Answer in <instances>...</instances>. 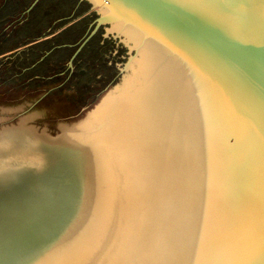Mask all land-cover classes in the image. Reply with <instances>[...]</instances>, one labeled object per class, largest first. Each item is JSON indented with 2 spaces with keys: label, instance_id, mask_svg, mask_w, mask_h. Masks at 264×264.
<instances>
[{
  "label": "water",
  "instance_id": "water-1",
  "mask_svg": "<svg viewBox=\"0 0 264 264\" xmlns=\"http://www.w3.org/2000/svg\"><path fill=\"white\" fill-rule=\"evenodd\" d=\"M78 1L98 17L69 68L113 23L163 50L99 121L0 126V264H264V0Z\"/></svg>",
  "mask_w": 264,
  "mask_h": 264
},
{
  "label": "rangeland",
  "instance_id": "rangeland-1",
  "mask_svg": "<svg viewBox=\"0 0 264 264\" xmlns=\"http://www.w3.org/2000/svg\"><path fill=\"white\" fill-rule=\"evenodd\" d=\"M31 2L23 0L18 9L6 12L8 15L0 12V18L8 16L0 19V126L28 116L34 123L50 129H77L88 120L99 121L98 104L121 82L124 72L120 74L119 70L134 52L130 53L114 33L106 36L109 26L103 25L93 36L95 44L91 52L76 56L69 68L70 57L98 17L96 13H89L87 3L78 0H43L35 6L33 17L38 22L27 30L28 35L20 43H5L6 30L25 18L22 13ZM63 32L67 34L61 40L72 44H66L69 51L60 63L62 66L55 67L50 60L41 70L45 80L30 83L39 73L23 74L22 65L16 59L17 51L28 48L34 40L46 42L48 51L59 46L60 40L53 42L52 37Z\"/></svg>",
  "mask_w": 264,
  "mask_h": 264
},
{
  "label": "trees",
  "instance_id": "trees-1",
  "mask_svg": "<svg viewBox=\"0 0 264 264\" xmlns=\"http://www.w3.org/2000/svg\"><path fill=\"white\" fill-rule=\"evenodd\" d=\"M43 2V0H41L37 7ZM35 7L33 9V11L30 13V17H29V21L23 25L21 28L19 29H15V30H11L10 32L8 33H5L4 34V37H3V41L5 43H9L10 41H15L18 43L21 42L22 39H24L28 34H27V30L29 28H32L33 25L35 26L36 23L38 22L37 21V17H33V14H34V10L37 8ZM8 15V14H6ZM3 17H6V16H2L1 18ZM0 18V19H1ZM82 23V22H80ZM71 30V29H70ZM27 34V35H26ZM67 33L66 32H63V33H60V34H57V37H52L53 39V42L56 41V39H59L60 42H59V46L60 45H66V44H72V42L70 41H63L61 40V37L66 35ZM4 43V44H5ZM31 43V42H30ZM45 43L44 41H41V42H37L35 44H32L30 45L28 48L24 49L23 51L19 52L17 54V60H19V64L22 65V68H23V74H35V73H39V75H34L33 77H35L34 79H32L30 81V83L32 82H39V81H42V80H45V75L41 74V70L44 69V67L47 65V64H50V60H52V63H53V66L57 67L58 68L60 66H62V64H60L61 62H63V58L64 56L67 54V52L69 51V49L67 47H61V48H58V49H55L54 51H52L43 61H41L40 63H38L37 65H35L33 68H31V63H35V61H37L42 55L44 52L47 51V49H45ZM94 38L92 37L85 45L84 47L82 48V50L78 53L77 57L79 58L82 54L84 53H88V52H91L92 50V46H94ZM46 50V51H45ZM43 73V72H42ZM32 77V76H31Z\"/></svg>",
  "mask_w": 264,
  "mask_h": 264
},
{
  "label": "bare ground",
  "instance_id": "bare-ground-1",
  "mask_svg": "<svg viewBox=\"0 0 264 264\" xmlns=\"http://www.w3.org/2000/svg\"><path fill=\"white\" fill-rule=\"evenodd\" d=\"M99 12H101L107 20H112L114 17V15L106 8L101 9ZM110 30L123 38L129 51L134 50L136 53L134 57L130 58L129 62L124 67V75L121 78V82L149 57L156 52L163 50L161 46H158V44L153 41L147 40L144 34L138 32L131 26L113 23Z\"/></svg>",
  "mask_w": 264,
  "mask_h": 264
},
{
  "label": "flooded vegetation",
  "instance_id": "flooded-vegetation-1",
  "mask_svg": "<svg viewBox=\"0 0 264 264\" xmlns=\"http://www.w3.org/2000/svg\"><path fill=\"white\" fill-rule=\"evenodd\" d=\"M23 0H0V9H1V11H3L4 9H10V8H12V10H15V9H18V7L20 6V4H21V2H22ZM33 1V0H32ZM41 1V0H40ZM39 1V2H40ZM38 2V3H39ZM37 3V4H38ZM36 4V5H37ZM35 5V6H36ZM35 8V7H34ZM33 8V9H34ZM33 10H31L30 12H32ZM29 12V13H30ZM23 14V16L25 17H23L24 19H22V20H20V21H16L15 23H14V25H12L11 27H9V29L8 30H6V32L5 33H7V31H11V30H17V29H19V28H21L23 25H25L28 21H29V17H30V15H27V14H24V12L22 13ZM22 16V15H21ZM12 19V18H11ZM1 21V20H0Z\"/></svg>",
  "mask_w": 264,
  "mask_h": 264
},
{
  "label": "snow or ice",
  "instance_id": "snow-or-ice-1",
  "mask_svg": "<svg viewBox=\"0 0 264 264\" xmlns=\"http://www.w3.org/2000/svg\"><path fill=\"white\" fill-rule=\"evenodd\" d=\"M261 240L257 244L252 258L264 259V214L261 216Z\"/></svg>",
  "mask_w": 264,
  "mask_h": 264
},
{
  "label": "crops",
  "instance_id": "crops-1",
  "mask_svg": "<svg viewBox=\"0 0 264 264\" xmlns=\"http://www.w3.org/2000/svg\"><path fill=\"white\" fill-rule=\"evenodd\" d=\"M31 4V3H30ZM30 4H28V6L26 7V9H25V11L28 9V7H29V5ZM10 10H12V8H10V9H4L3 11H1V9H0V12H2V14L4 13V14H6V12L8 13ZM5 18H8V16L7 17H5ZM8 29H9V27H8ZM7 29V30H8ZM9 31H7V33H8ZM45 40H47V38H45ZM36 40H34L33 42H31V45L32 44H35L34 42H35ZM38 42H41L40 40L38 41Z\"/></svg>",
  "mask_w": 264,
  "mask_h": 264
}]
</instances>
